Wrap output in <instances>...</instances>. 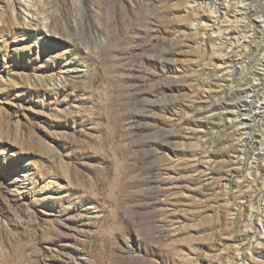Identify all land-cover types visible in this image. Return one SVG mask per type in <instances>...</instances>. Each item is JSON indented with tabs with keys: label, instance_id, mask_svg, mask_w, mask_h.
Masks as SVG:
<instances>
[{
	"label": "rangeland",
	"instance_id": "1",
	"mask_svg": "<svg viewBox=\"0 0 264 264\" xmlns=\"http://www.w3.org/2000/svg\"><path fill=\"white\" fill-rule=\"evenodd\" d=\"M22 1L0 264H264V0Z\"/></svg>",
	"mask_w": 264,
	"mask_h": 264
},
{
	"label": "bare ground",
	"instance_id": "2",
	"mask_svg": "<svg viewBox=\"0 0 264 264\" xmlns=\"http://www.w3.org/2000/svg\"><path fill=\"white\" fill-rule=\"evenodd\" d=\"M22 2H24V3H28L29 2V0H23ZM202 2H204V4H205V8H207L208 10H211V13H216V8L215 7H211V6H209L208 4H207V2L205 1V0H203ZM21 3V2H20ZM32 17V16H31ZM35 17V16H34ZM36 18V17H35ZM43 28L45 29L46 28V26L43 24ZM243 124L245 125L246 123L245 122H243ZM248 124V123H247Z\"/></svg>",
	"mask_w": 264,
	"mask_h": 264
},
{
	"label": "water",
	"instance_id": "3",
	"mask_svg": "<svg viewBox=\"0 0 264 264\" xmlns=\"http://www.w3.org/2000/svg\"><path fill=\"white\" fill-rule=\"evenodd\" d=\"M158 134H155L154 136H157Z\"/></svg>",
	"mask_w": 264,
	"mask_h": 264
}]
</instances>
